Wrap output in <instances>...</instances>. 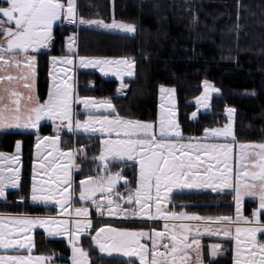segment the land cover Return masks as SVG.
Wrapping results in <instances>:
<instances>
[{
    "label": "trees",
    "instance_id": "1",
    "mask_svg": "<svg viewBox=\"0 0 264 264\" xmlns=\"http://www.w3.org/2000/svg\"><path fill=\"white\" fill-rule=\"evenodd\" d=\"M0 6H7L0 0ZM78 15L85 19L117 21L136 26L134 36L85 28L67 27L58 23L54 39L47 51L37 53L38 91L46 99L49 91L50 57L67 55V39L77 36L79 57L129 58L135 61V75L124 80L125 95L118 96L120 81L106 78L97 71L77 73L80 97L111 100L120 117L157 123L159 88L175 90L178 120L186 136H199L210 127L227 123V108L235 110V139L238 143H264V0H78ZM1 19V17H0ZM213 83L220 94L212 100V108L191 114L195 100L203 91L204 82ZM95 83L91 88L89 84ZM84 115V114H83ZM83 115H79L82 117ZM113 115V114H111ZM55 133L51 124H43L39 134L18 131L0 132V153H12L22 141L23 169L19 189L9 190L6 200L0 199V214L54 215L57 208L31 201L33 151L37 135ZM64 149H78L74 171V188L80 182L101 174L98 160L102 137L98 134L61 132ZM120 172L128 183L118 191L127 197L138 184V164L109 162L107 175ZM229 192L183 191L171 197L169 209L210 215L232 209ZM130 230L149 231L157 222L140 220L93 221L89 234L81 239L90 264H140L137 259L104 256L94 246L93 234L103 225ZM35 253L68 261L71 248L64 239L47 238L43 231L35 233ZM60 257V258H59ZM217 260L206 259L208 264Z\"/></svg>",
    "mask_w": 264,
    "mask_h": 264
},
{
    "label": "snow or ice",
    "instance_id": "2",
    "mask_svg": "<svg viewBox=\"0 0 264 264\" xmlns=\"http://www.w3.org/2000/svg\"><path fill=\"white\" fill-rule=\"evenodd\" d=\"M7 6H0V71H4L10 65L20 66L22 61L18 56H23L27 66L30 69L35 67V55L30 52L38 51L41 48H47L54 39L53 28L57 21L62 18L72 24L96 25L105 29H118L125 32L136 31L133 24L117 21L114 17L111 22L102 19L89 20L78 15L76 10V0H4ZM7 25V27L5 26ZM75 34L68 37V49L74 53ZM53 63L63 62L71 65L73 63L71 56L52 57ZM80 63L83 66H115L114 70L121 80L124 77L123 69L127 70L129 77L133 76L135 61L129 58H106V57H80ZM29 75L34 77V71L24 75L22 78L27 81ZM7 79L12 81L14 77L11 74L0 75V82ZM206 90L208 82L205 81ZM25 87L32 88L33 85L26 83ZM128 86L121 84L120 91L123 92ZM161 92L174 91L166 90L161 86ZM218 91V90H215ZM71 86L64 84H54L49 93L46 102L41 103L38 97L29 94L27 100L35 101L34 106L22 108V94L14 90L4 89V94L0 95V130L10 128H32L38 129L39 121L45 116L59 120L57 125V135L46 137L45 140L56 150L61 157L66 156L70 164L74 162L75 153L78 149L69 148L66 152L60 151L58 145L60 141L59 130L67 126L69 130L77 129L84 132L107 134L111 137L123 136V139H104L102 141L103 150L99 157L101 162L105 163L107 171L108 158L112 162L125 163L127 161L138 162L139 165V184L135 190H129L126 203L139 205V212L133 211L129 215L151 216L150 209L155 205L156 213L160 218L168 221H194L196 224L175 223L169 226L165 224V231L158 232L153 230L154 236L144 230L116 229L110 226L96 230V235L92 237L99 250L111 254L113 252L123 253L128 257H139L141 264H203L202 246L197 236L202 235L200 225L205 226V232L209 235L231 237L233 228L235 229V239L237 240V259L236 264H264V243L257 239L258 233H264V220H261V213L264 212V143L239 145L240 168L238 174L233 177V169L229 166V159L232 146L227 144H184L180 141L185 139L191 141L194 139H207L209 137H232L235 139L232 124L226 125L223 129L213 128L205 129L203 137H184L179 132V125L170 119L171 112H162L159 121V139L157 133L153 132V124L139 120L125 119L116 112L115 106L111 100L96 101L89 97L80 98V103L88 113L101 107L111 110L112 118L109 116L88 115L85 121L74 120L72 103L70 102ZM4 95L10 97L9 103H3ZM207 97H205L206 99ZM199 102V100H198ZM235 110L229 108L231 114ZM196 112L192 113L195 118ZM65 122L66 125H65ZM100 124L97 129L94 125ZM143 136L144 139L134 137ZM39 139V138H38ZM20 142H17V152L20 150ZM39 143L37 144L38 156ZM249 148L253 151H247ZM187 149V151H186ZM258 149V151L256 150ZM219 150V151H218ZM4 154L0 153V157ZM203 157V159H202ZM16 159V157H14ZM213 161L215 163H213ZM48 167H51L49 163ZM62 177L52 176L47 186L43 183H36L33 176L31 185V200L38 203H49L55 201L61 209L69 204L71 193L67 188L72 185V177L68 168H62ZM125 179L120 172L107 177H87L80 182L81 191L79 198L82 201L92 200L96 205L99 214L104 213L101 209L104 205L100 200L94 199L95 193H102L101 199L106 202L107 214L109 216L117 215L111 205L114 201L111 199L112 188L118 180ZM20 173L18 168L0 169V198L6 197V189L11 186H19ZM191 188H210L213 191L231 189L235 193L237 204V216L235 221L231 216H201L196 213L186 211L174 212L168 211L163 207L165 201H171V195L175 190ZM106 193V195H104ZM60 197L57 200V197ZM245 197L258 201V208L252 213L251 218L240 214V205ZM117 208L119 205L117 204ZM66 210V209H65ZM77 219H56V218H26L18 220L21 225L19 231H30L33 226L39 225L48 230V234L67 235L69 243L73 247V264H90L88 252L81 247H77L81 233L92 228V220L89 218V209L87 207L75 208ZM83 219H80V218ZM156 219L157 217L152 216ZM243 221L246 227H240ZM219 227H214L215 225ZM168 236H165V233ZM107 233L109 235H102ZM190 234L192 235L189 240ZM244 235L246 242L251 245L247 258H240V239ZM147 237L152 241L151 250L148 245L142 244L140 239ZM167 238L169 244L158 245V241ZM110 241V242H109ZM34 247L31 236L14 239L11 232H5L3 225L0 224V249L5 251H20L26 249L29 253ZM163 247L165 251H159ZM211 255L217 256L221 250L219 244L210 246ZM150 257V258H149ZM51 257H32V256H5L0 255V264H50Z\"/></svg>",
    "mask_w": 264,
    "mask_h": 264
},
{
    "label": "rangeland",
    "instance_id": "3",
    "mask_svg": "<svg viewBox=\"0 0 264 264\" xmlns=\"http://www.w3.org/2000/svg\"><path fill=\"white\" fill-rule=\"evenodd\" d=\"M63 2L66 4V0H63ZM78 0H76V10L78 8L77 6ZM78 12V10H77ZM1 19H4L3 17H1ZM96 20V19H93ZM106 21V20H104ZM106 22H111V21H106ZM59 23H63L64 25H66L67 27H77L79 25L85 27V28H89V29H94V30H98V31H104V32H110V33H117V34H122V35H128V36H134L136 34V31L134 33L132 32H125L123 30H118V29H105L103 27H98L96 25H87V24H72L69 23L68 20L63 19L61 21H59ZM7 27V25H5ZM136 27V26H135ZM73 35V33L71 34ZM70 35V36H71ZM76 36V34H75ZM77 38V36H76ZM0 39H3V36L0 35ZM76 40V39H75ZM51 47V44L49 45V47L47 48H41L38 51H36V53H29L30 55H35L36 56V60H35V67L34 69H30L26 62H23L25 60V58L23 56H18L17 58L20 59L22 61V63L20 64L19 67H17L16 65H10L9 67H7L6 70L4 71H0V75H5L7 76L8 74H11L14 79L12 81H8L7 79H5L4 81L0 82V95L4 94V89H9L10 91L14 90L18 93L22 94L21 97V106L22 108H27V107H32L34 106L35 101H28L27 97L29 94H32L34 97H38L39 101L41 103H44L47 101L49 93L52 91L54 84H60L61 86H63L64 84H67L69 86H71V92H70V102L72 103V110L74 114H77L74 116V120L78 119L80 121H85L88 118V115L91 114L93 116H97V117H101V116H109V118H112V115H110L111 110L109 109H105L103 107L93 110L91 113H88L87 110L84 109V106L82 103H80V97L78 96L77 93V85H76V77H77V73L80 70H91V71H98L101 75H103L106 78H114L120 81V85L118 87V92L117 95L118 96H123L126 93L127 88H125L123 90V92L120 91L121 88V84L123 83V80L125 79H130L133 78L135 75V68L133 69V76L129 77L127 75V70L123 69L124 71V77L123 80H121L120 76H118L114 70L115 66H103L105 68L104 71H101V66H83L80 63V57H75L74 53H70L69 49H68V39H67V55H61V56H51L50 57V66H49V91H48V95L46 99H42L39 95V91H38V77H37V53L40 51H47L49 50ZM75 47L76 45H74V51H75ZM71 56L73 63L71 65L69 64H65L62 61L61 62H57V63H53L52 61V57H64V56ZM90 58V57H87ZM34 71V77H32L31 75H29V79L27 81H25L22 77L26 74H30L31 72ZM208 82V81H207ZM29 83L32 84L33 87L32 88H27L25 87V84ZM124 84V83H123ZM218 90V91H215ZM220 94V90L211 82H208V87L206 90V86H205V82H204V86H203V91L201 93V95L195 100L196 102V109L194 112L197 113L196 117L194 118L191 114V118H193L192 120H197L198 116L200 113L203 112H208L211 110L212 108V100L214 98L215 95ZM166 95V94H165ZM164 95V98H165ZM176 97V95H175ZM205 97H207L205 99ZM91 98V97H89ZM94 99V98H92ZM172 101H174V99L176 100V105H177V109L175 108L176 105L175 103H173L172 107H171V117L170 119L174 120L175 123H177L179 125V120H178V103H177V98L172 97ZM96 101H104V100H97L94 99ZM199 100V102H198ZM10 102V97L8 95H4V100L3 103H9ZM231 109H234L232 107H230ZM226 111V116H227V123L222 126V127H210L207 129H213V128H219V129H223L226 125L232 124L233 126V132H235V111L233 113H229ZM78 110V111H77ZM101 113H106V114H101ZM83 115L82 117H79V115ZM52 123H61L59 120L50 118L45 116L44 118H42L39 121L38 124V129H32V128H10V129H2L0 130V132L3 131H18V132H30V133H37L39 134L40 131V127L43 124H52ZM94 127H96L97 129H99L101 126L100 124H96L94 125ZM180 127V126H179ZM181 129V128H180ZM64 132H70V133H83V134H101V132L96 131L94 133H89V132H84L83 130L77 129L75 131L72 130H66ZM179 132L181 133L182 136L184 137H203L205 135V130L203 131V133L199 136H186L182 133V131L179 130ZM57 135V132L50 134V135H37V139L34 145V151H33V169H32V184H33V176H35V182L36 183H43L45 186L48 185V183L50 182V179L52 176H55L57 178L62 177L63 176V172L61 171L62 168H68L72 177V185L71 187L67 188L68 193H71V198L72 197H77L78 201L80 200L79 198V193L81 191V188L78 192H76L75 188H74V171H75V167H76V158L78 156V151L75 153V158H74V162L72 164L69 163L68 158L66 156L61 157L59 155V153L53 149V147L48 143L47 140H45L44 138L46 137H54ZM61 135V133L59 132V136ZM105 135L104 139H123V136H116L115 134H113L111 137H108L107 134H102ZM235 136V133H234ZM39 138V139H38ZM103 139V140H104ZM101 139V141H103ZM20 142V150L19 152H17V148L15 147L14 152L12 153H4L3 157H0V169H14V168H18L19 169V173H20V181H19V186L16 188H13L11 186H9L6 189V197H7V192L9 190H16L19 189L20 184H21V175H22V169H23V162H22V141H18ZM181 143L184 144H188V143H193V144H227V145H231L232 149H231V153H230V159H229V166L232 167L233 169V177L235 178V176L238 174V170L240 168V152L241 149L239 147V145L241 143H238L236 141V139H233L232 137H228V138H224V137H219V138H212L209 137L207 139H194V140H183L180 141ZM39 143L40 147H39V153L40 155L38 156V149H37V144ZM246 144V143H244ZM252 144H260V143H252ZM60 151H64L66 152L68 149H64L61 146V139L59 141V145H58ZM103 150V144H102V149H101V153ZM258 151V149H256ZM187 151V149H186ZM219 151V150H218ZM247 151L251 152L253 151V149L249 148ZM101 155V154H100ZM14 157H16V159H14ZM100 157V156H99ZM203 159V157H202ZM99 160V158H98ZM108 161L111 162V157L108 158ZM100 162V166H101V174L97 177L94 178H99V177H107V176H111L114 174H110L107 175L106 174V169H105V163L104 162ZM107 163V168H108V164ZM132 162V161H131ZM49 163H51V167H48ZM213 163H215L213 161ZM138 164V162H137ZM122 177H124L123 175H121ZM125 178V177H124ZM86 179V178H85ZM83 179V180H85ZM82 180V181H83ZM125 184V179H120L117 181V183L114 185V187L112 188L111 192V199L114 201V203L111 205L112 209L114 211H116L118 214L117 215H112L109 216L107 214V205L106 202L104 200L101 199L102 197V193L100 191H97L95 193L94 199L96 200H100L101 203L104 205V207L101 209V211L104 213L103 215L99 214V212L96 209V205L94 203H92V200H88L89 202L80 206V207H87L89 209V217L92 219L93 221H105L108 220V218H120V220H140V221H149V222H157L159 223L157 227L149 230V231H145L148 232L150 235L154 236V232L158 231V232H163L165 231V224L168 223L169 226H171V224L175 223L177 226H179L180 224H196L197 222L194 221H188V220H183V221H168L166 222L165 220H163L162 218H160L158 216V214L156 213L155 210V205L153 204V206L151 207V209L149 210L151 213V216H140V215H129V213L136 211L139 212V205L137 204H129L126 203L124 199L118 198L117 193H119L118 189L119 187ZM138 184H139V165H138ZM137 184V186H138ZM183 191H212V192H221V193H232L233 196V205H232V209L228 210L227 212L221 214V213H215L216 215H210L208 212H206L205 215L203 216H212V217H216V216H231L233 217V220L235 221V218L237 216V204L236 201L234 199L235 197V193L231 190V189H223L220 191H213L210 188H185L182 190H175L171 197L173 196L174 193L176 192H183ZM106 195V193L104 194ZM5 198H0L2 200H6ZM119 197H125L123 196L121 193H119ZM60 197H57V200ZM70 198V199H71ZM77 201V199H75ZM253 199L249 198V197H245L242 201V204L240 205V214L244 217H249L251 218L252 213L255 209L258 208V201L252 203ZM82 201V200H80ZM79 201V202H80ZM33 202V201H32ZM86 202V201H84ZM33 203H37L38 202H33ZM81 203V202H80ZM171 201H165L163 203V207L168 210V211H172L169 209V205H170ZM58 205L55 201L49 202V203H43L41 205ZM117 204L119 205V208H117ZM59 206V205H58ZM197 214V213H196ZM199 215V214H198ZM152 216L157 217L156 219L151 218ZM202 216V215H201ZM108 217V218H106ZM110 220V219H109ZM111 220H117V219H111ZM261 220H264V212L261 213ZM112 227V228H116V229H123V228H118L115 227L113 225L107 224V225H103L100 228H104V227ZM240 227H246L248 225H245L243 221L240 222L239 224ZM214 227H219V225H215ZM100 228H98L97 230H99ZM92 229V228H91ZM130 230V229H129ZM200 230L201 233H203L200 236H197L196 238L200 240L201 246H202V260H203V264H208L206 262V259L209 258L210 260H217L216 263L217 264H236V259H237V240L235 239V229L233 228V234L231 237L225 238L223 236H216V235H209L205 232V226L204 225H200ZM139 231V230H136ZM85 232L81 233L80 235V239L77 243V247H81L80 243H81V236L84 234ZM96 235V231L94 232L93 236ZM102 235H109L107 233H104ZM192 235L194 234H190L189 236V240H191ZM165 236H168V233H165ZM257 239L264 243V233H258L257 234ZM94 242V240H93ZM110 242V241H109ZM140 242L142 244H146L148 245L149 249L151 250V245H152V241L149 240L147 237H142L140 239ZM162 244H169V248L171 247L169 240L167 238L161 239L160 241H158V245H162ZM213 244H219L221 246V250L219 252V254L217 256H212L211 255V248L210 246ZM72 251H73V247L72 244L69 243ZM94 246L99 250L98 245L95 244L94 242ZM82 248V247H81ZM162 247H159V251L163 252L161 250ZM251 248V245L248 244L246 242V239L244 237L243 234H241V239H240V258L243 260L245 258H247L248 252ZM99 253L101 255L104 256H121V257H125V258H133V259H137L139 261V263L141 264L140 258L139 257H128L126 255H124L123 253H117V252H113L111 254L108 253H104L101 252L99 250ZM150 258V257H149Z\"/></svg>",
    "mask_w": 264,
    "mask_h": 264
},
{
    "label": "crops",
    "instance_id": "4",
    "mask_svg": "<svg viewBox=\"0 0 264 264\" xmlns=\"http://www.w3.org/2000/svg\"><path fill=\"white\" fill-rule=\"evenodd\" d=\"M58 23H59V21L56 22V24H58ZM75 45H76V47H75V51H74V56L75 57H79L77 55V38L75 40ZM31 53H36V51L35 52H31ZM86 71H91V70H86ZM124 80H123V82H124ZM76 85H77V83H76ZM163 87L166 90L173 89V88L166 87V86H163ZM160 89H161V87L159 88V105H158V120H157V123L148 122V123H152L153 124V126H154L153 127V132L157 133V139H159V135H158V133H159V121H160L162 112H165V113L166 112H171V107H172L173 103H175V105H176V100L174 99V101H172L173 100L172 97L176 98L175 97V90L174 91H164L162 93ZM164 95H165V98H164ZM175 108L177 109V105H176ZM101 114H106V113H101ZM111 114L112 113H110V115ZM142 122H144V121H142ZM179 130L181 131L180 127H179ZM99 135L102 137V140L105 138V135H102V134H99ZM134 138L144 139L143 136L134 137ZM75 199H77V201ZM79 201H78L77 197H72L70 199V201H69V204H67L65 206L66 210L65 209H61L58 205L46 204V205L54 206V207L57 208V213L54 214V215L0 214V224L3 225V230L5 232H11L14 239H20L22 236L23 237L31 236V238H32V240L34 242V247L32 248L30 253L26 249H21L18 252L15 251V250H7V251H5L3 249H0V255H5V256H17V255L29 256L30 255L32 257L44 256V255L35 253V233L38 232V231H43L47 238L64 239L69 244V237L67 235H52V236H50L48 234V230L46 228H44V227L39 226V225H35V226L32 227V229L30 231H26V232L22 233V232L19 231L20 227H22V226L18 225L17 221L18 220H22V219H26V218H37V217L38 218H42V219L56 218V219H69V220H73L74 221L75 219H77V217L75 216V211H74L75 208H79L80 206H82V205H84V204L89 202V201H86V202L80 201L81 202L80 203ZM35 204H37V203H35ZM39 204H43V203H39ZM106 218H108V217H106ZM80 219H83V218L81 217ZM108 219L120 220V218H108ZM92 224H93V222H92ZM90 231H91V229L88 230V231H85V233L81 236V239H82L83 236L89 234ZM44 257H47V256H44ZM88 257H89V255H88ZM89 261L91 263L90 257H89ZM50 264H73V251H72V249H71V255H70L68 261H62V260L54 261V258L51 257Z\"/></svg>",
    "mask_w": 264,
    "mask_h": 264
},
{
    "label": "built area",
    "instance_id": "5",
    "mask_svg": "<svg viewBox=\"0 0 264 264\" xmlns=\"http://www.w3.org/2000/svg\"><path fill=\"white\" fill-rule=\"evenodd\" d=\"M89 86H90L91 88H93V87L95 86V83H94V82H91V83L89 84ZM66 123H67V122H65V125H66ZM59 124H60V123H53V124H52V127H53V129H54L55 131H57V125H59ZM65 130H68V127H67V126H63V127H61L59 131H65ZM161 250H162V251H165V249H164L163 247L161 248Z\"/></svg>",
    "mask_w": 264,
    "mask_h": 264
},
{
    "label": "water",
    "instance_id": "6",
    "mask_svg": "<svg viewBox=\"0 0 264 264\" xmlns=\"http://www.w3.org/2000/svg\"><path fill=\"white\" fill-rule=\"evenodd\" d=\"M251 202L254 203V202H256V201H255V200H252Z\"/></svg>",
    "mask_w": 264,
    "mask_h": 264
}]
</instances>
